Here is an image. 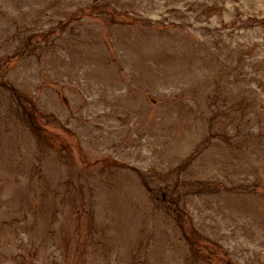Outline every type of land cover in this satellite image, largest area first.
<instances>
[{"label":"rangeland","instance_id":"374dc122","mask_svg":"<svg viewBox=\"0 0 264 264\" xmlns=\"http://www.w3.org/2000/svg\"><path fill=\"white\" fill-rule=\"evenodd\" d=\"M0 264H264V0H0Z\"/></svg>","mask_w":264,"mask_h":264}]
</instances>
